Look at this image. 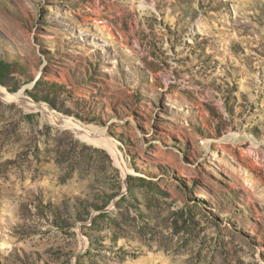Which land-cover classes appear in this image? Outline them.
<instances>
[{"label":"rangeland","instance_id":"rangeland-1","mask_svg":"<svg viewBox=\"0 0 264 264\" xmlns=\"http://www.w3.org/2000/svg\"><path fill=\"white\" fill-rule=\"evenodd\" d=\"M0 90V264H264V0H0Z\"/></svg>","mask_w":264,"mask_h":264},{"label":"bare ground","instance_id":"bare-ground-1","mask_svg":"<svg viewBox=\"0 0 264 264\" xmlns=\"http://www.w3.org/2000/svg\"><path fill=\"white\" fill-rule=\"evenodd\" d=\"M0 93H2V91L0 90ZM6 98L12 99V100H19L20 94L17 95H6L4 93H2ZM21 99V98H20ZM35 109H40V107L35 106ZM62 120V119H61ZM65 121V120H64ZM65 124V123H64ZM66 125V124H65ZM76 126V125H75Z\"/></svg>","mask_w":264,"mask_h":264}]
</instances>
